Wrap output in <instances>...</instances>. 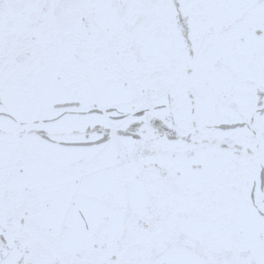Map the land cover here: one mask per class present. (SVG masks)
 Instances as JSON below:
<instances>
[{"label":"snow or ice","instance_id":"6c2138e0","mask_svg":"<svg viewBox=\"0 0 264 264\" xmlns=\"http://www.w3.org/2000/svg\"><path fill=\"white\" fill-rule=\"evenodd\" d=\"M0 264H264V0H0Z\"/></svg>","mask_w":264,"mask_h":264}]
</instances>
